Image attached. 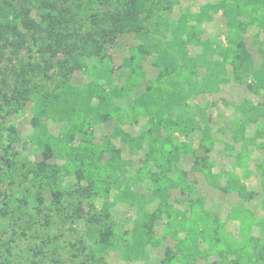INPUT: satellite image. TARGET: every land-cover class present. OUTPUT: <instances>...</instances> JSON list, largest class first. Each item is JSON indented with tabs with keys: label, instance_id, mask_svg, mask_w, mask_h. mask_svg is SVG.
I'll return each mask as SVG.
<instances>
[{
	"label": "rangeland",
	"instance_id": "obj_1",
	"mask_svg": "<svg viewBox=\"0 0 264 264\" xmlns=\"http://www.w3.org/2000/svg\"><path fill=\"white\" fill-rule=\"evenodd\" d=\"M120 1L15 0L10 5L0 0V264H244L235 252L207 255L201 242L197 254L188 258L178 249L177 239L166 233L165 215L153 225L156 246L135 244L144 214L164 204L180 213L190 199H199L212 211L234 243L242 235L230 211L248 210L260 221L251 231L259 244L252 256L255 261L249 264H264V169L258 170L264 161V30L246 29L243 44L249 58L234 69L225 57L228 29L227 17L217 6L221 0H142L137 9L143 21L140 33L114 36L108 18L120 11ZM207 5L215 8L210 20H189ZM183 19L193 27L195 40H187ZM139 45L148 53L142 61L143 86L115 97L114 104L124 108L145 94V84L160 72L176 83L184 71L180 92L185 99L172 117L181 116L193 127L186 140L195 149L194 157L204 155L199 147L202 139L214 140L205 157L208 176L192 171L194 157L183 155L178 167L186 173L190 192L173 190L155 197L148 179L135 180L145 161L146 144L132 154L113 118L99 121L90 116L93 142L101 145L109 136L120 151L123 169L109 178L108 198L99 197L75 177L60 175L62 199L56 204L28 168L44 161L46 139L60 136L64 122L50 111L38 115L34 123L33 117L47 103L46 96L63 87H121L129 75L124 60ZM215 85L217 89L211 90ZM238 120L247 121L242 143L233 142L231 129ZM148 127L143 118L121 129L136 137ZM9 128L17 139L11 150ZM173 137L184 140L182 135ZM79 142L77 136L71 145ZM46 163L62 164L53 156ZM230 174L254 194L252 199L228 189ZM103 233L117 239L114 250L97 248Z\"/></svg>",
	"mask_w": 264,
	"mask_h": 264
},
{
	"label": "trees",
	"instance_id": "obj_2",
	"mask_svg": "<svg viewBox=\"0 0 264 264\" xmlns=\"http://www.w3.org/2000/svg\"><path fill=\"white\" fill-rule=\"evenodd\" d=\"M12 1L15 0H6V3L11 5ZM141 4L142 0L120 1V11L108 18V22L112 25L108 28L109 32L114 36L139 34L143 21L137 9ZM217 6L227 17L228 47L225 57L230 58V64L234 69H238L244 65L245 59L249 58L243 44L246 29L249 26H255L258 30H264V0H221ZM210 10H215V8L207 5L201 12L191 14L189 20L196 23L210 20ZM182 23L187 40H195L192 33L193 27L189 26L185 19ZM147 56L148 53L142 45L130 50V56L124 60L125 67L129 69V75L121 87L111 90L93 85L85 88L63 87L59 92L47 95L45 99L47 103L40 107L39 113L33 117L32 123L36 122L38 115L50 111L57 115L59 121L64 122V126L60 129V136L50 135L46 139L42 150L44 161L28 168L39 183L49 189L56 204H59L62 199L60 175L75 177L79 183H84L87 189L99 197L108 198L109 178L123 169L124 163L120 158V151L110 144L109 136L103 138L101 145L93 142L90 116H95L99 121H104L107 116L113 118L117 124L115 128L117 134L124 137L132 154H135L143 143L146 144L145 161L135 180L143 182L148 179L151 193L155 197L160 198L165 192L173 190H179L182 193L190 192L186 173L178 167V163L183 155L194 157L195 149L186 140L194 129L186 125L181 116L172 117L173 109L185 99L180 92L185 72L180 73L176 83H170L168 75L160 72L156 79L145 84V94L132 99L124 108L114 104L115 97H124L135 89L142 88L144 80L142 61ZM178 69L182 70V67L179 66ZM216 89L217 85L211 88V90ZM244 117L247 119L248 115L244 113ZM143 118L147 119L149 127L143 129L138 136L130 137L122 131V125L134 124ZM246 123L245 120L233 123L231 130L234 143L245 141L241 131ZM9 131L7 146L10 149L17 139L15 130L9 128ZM176 134L182 135L184 140H175L173 136ZM77 136L80 137V142L77 145H71ZM213 144L214 140L210 136L201 140L199 147L203 149L204 155L194 157L192 171L203 172L206 177L208 176V162L205 157ZM244 150H246L245 147ZM105 155L109 157L103 160ZM51 156L62 164L46 163ZM261 169H264V161L258 165V170ZM228 189L245 200L254 197V194L247 192L245 185L231 174ZM163 215L167 218L166 233L177 239L178 249L185 251L188 258L197 254L196 250L201 242L207 246V255L235 252L244 264L255 261L252 256L259 242L257 237L251 235V231L254 226L259 227L260 221L248 210L233 207L230 211V216L239 221L242 235V239L234 243L230 235L224 231L223 223L215 217L212 211L205 209L199 199L188 200L187 209L180 213L170 204L159 205L153 213L143 215L142 233L134 237L137 246L144 248L150 244L152 246L158 244L152 236V230L155 222ZM180 233L185 234L182 240L178 238ZM116 244L117 239L112 234L103 233L97 248L112 251Z\"/></svg>",
	"mask_w": 264,
	"mask_h": 264
}]
</instances>
